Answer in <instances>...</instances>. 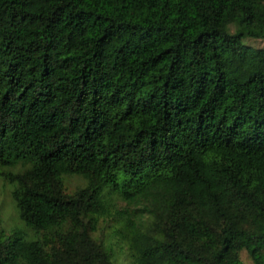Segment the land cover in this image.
Wrapping results in <instances>:
<instances>
[{
  "label": "trees",
  "instance_id": "trees-1",
  "mask_svg": "<svg viewBox=\"0 0 264 264\" xmlns=\"http://www.w3.org/2000/svg\"><path fill=\"white\" fill-rule=\"evenodd\" d=\"M263 11L0 0V264H240L233 234L264 264Z\"/></svg>",
  "mask_w": 264,
  "mask_h": 264
},
{
  "label": "rangeland",
  "instance_id": "rangeland-1",
  "mask_svg": "<svg viewBox=\"0 0 264 264\" xmlns=\"http://www.w3.org/2000/svg\"><path fill=\"white\" fill-rule=\"evenodd\" d=\"M261 26L264 30V11L261 13ZM226 29L229 31H233V26L231 24L226 25ZM243 42L249 44L252 47H264V37H248L244 38ZM224 60L226 63H230V56L225 55ZM23 166H21V162L17 158L10 159L9 162L0 165V225L8 230L10 228H21L24 224L18 218L16 207L14 204V200L11 198L10 189L12 187V183L9 182L5 175L7 173H13L17 170H20ZM63 184L65 185V190L67 192L72 191L76 185H81L82 180L75 174L72 175H61ZM26 230V229H24ZM28 235H30V229L27 228ZM118 251H122L124 249L123 245L117 246ZM119 255V261L124 262L122 258V252ZM124 254V253H123ZM225 257L235 259L240 264H253L252 259L247 254L245 249L241 246L239 238L237 235L233 234L231 236V245L228 250L224 254Z\"/></svg>",
  "mask_w": 264,
  "mask_h": 264
}]
</instances>
